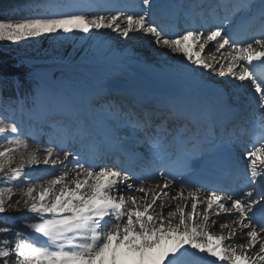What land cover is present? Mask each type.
Returning a JSON list of instances; mask_svg holds the SVG:
<instances>
[{
  "label": "snow or ice",
  "instance_id": "obj_1",
  "mask_svg": "<svg viewBox=\"0 0 264 264\" xmlns=\"http://www.w3.org/2000/svg\"><path fill=\"white\" fill-rule=\"evenodd\" d=\"M5 11L0 42L73 51L0 77V264H264V0Z\"/></svg>",
  "mask_w": 264,
  "mask_h": 264
},
{
  "label": "trees",
  "instance_id": "obj_2",
  "mask_svg": "<svg viewBox=\"0 0 264 264\" xmlns=\"http://www.w3.org/2000/svg\"><path fill=\"white\" fill-rule=\"evenodd\" d=\"M23 2L24 0H0V19L17 18L18 13L5 11V9L11 4ZM2 44L5 45L6 50L2 48ZM32 48L35 47L30 42H20L18 45H13L11 42H0V76H18L23 81L28 69L24 66H18V60L29 57H34L37 60L43 57V59L49 60L54 57V53L51 51Z\"/></svg>",
  "mask_w": 264,
  "mask_h": 264
},
{
  "label": "bare ground",
  "instance_id": "obj_3",
  "mask_svg": "<svg viewBox=\"0 0 264 264\" xmlns=\"http://www.w3.org/2000/svg\"><path fill=\"white\" fill-rule=\"evenodd\" d=\"M134 1H132V2H134ZM139 34L140 33L133 34V36H134L133 40L132 41L131 40H127V41H128V43L131 41V43H130L131 44V47H136V48L140 49V51H141L140 57H142L147 62H149V63H155L156 62V59H157V56L160 55V53L167 52L166 49H162V48H159V47H157L155 51L152 50V49L144 48L145 44H140L137 41H135L137 39V37H139ZM118 42H121L122 44H125L126 41L121 40L119 38V41ZM30 43H32V42H30ZM2 45H3L2 48L6 50L7 48L5 47V45L4 44H2ZM46 50H48V49H45L44 51H46ZM168 55L171 56L172 54L169 53ZM165 58H167V57H165ZM0 77H2V76H0ZM3 77H5V76H3ZM6 77H12V76H6ZM238 95H240V93H234V98L236 100H238L239 103L240 102L242 103L244 100L241 97H237ZM25 143L28 144V151H34V150H36V144L33 143V141L29 140V138L25 141ZM41 145L42 146H46V144L44 142V137L41 138ZM22 154H25L26 155V153H25V151H24L23 148H21L20 151L17 153V159H19L20 158V155H22ZM16 213H13V214H16Z\"/></svg>",
  "mask_w": 264,
  "mask_h": 264
},
{
  "label": "rangeland",
  "instance_id": "obj_4",
  "mask_svg": "<svg viewBox=\"0 0 264 264\" xmlns=\"http://www.w3.org/2000/svg\"><path fill=\"white\" fill-rule=\"evenodd\" d=\"M110 36L114 40L119 41L120 37H117L115 33H111ZM120 39L123 40L122 38H120ZM135 41L139 42L140 44H145L144 48L152 49L154 51L157 48V46H154L151 43H149V37H147V36L139 35V37H137V39ZM32 43H33V46L35 47L32 49H37V48L42 49V50L48 49L46 51H49V52L51 51L52 53H54V58L61 55V54L64 56H67L69 54V52L73 51V48L70 44L58 48L57 46H55L53 44V41L46 39V38H38L35 42H32ZM136 52L138 55L141 53L140 49H138V48H136ZM76 56H79L78 52L76 53ZM160 58H161L160 55H158L156 62ZM214 78H216V77H214ZM0 139H2V138H0ZM29 140L32 141V139H30V138H29ZM18 214H21V213L20 212H17L16 214L12 213V215H15V216H17Z\"/></svg>",
  "mask_w": 264,
  "mask_h": 264
}]
</instances>
